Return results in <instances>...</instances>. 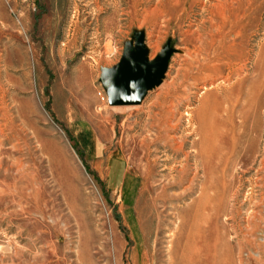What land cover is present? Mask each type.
Here are the masks:
<instances>
[{
  "label": "rangeland",
  "instance_id": "rangeland-1",
  "mask_svg": "<svg viewBox=\"0 0 264 264\" xmlns=\"http://www.w3.org/2000/svg\"><path fill=\"white\" fill-rule=\"evenodd\" d=\"M134 32L150 60L175 51L141 104L112 107L100 70ZM226 62L239 76L212 85ZM262 72L264 0H0V264H194L198 234L203 264H264ZM201 126L227 151L211 170Z\"/></svg>",
  "mask_w": 264,
  "mask_h": 264
},
{
  "label": "water",
  "instance_id": "water-1",
  "mask_svg": "<svg viewBox=\"0 0 264 264\" xmlns=\"http://www.w3.org/2000/svg\"><path fill=\"white\" fill-rule=\"evenodd\" d=\"M175 50L170 41L150 60L144 43V34L134 32L124 43L117 64L101 68L99 82L109 106H135L141 104L149 91L160 86Z\"/></svg>",
  "mask_w": 264,
  "mask_h": 264
},
{
  "label": "bare ground",
  "instance_id": "bare-ground-1",
  "mask_svg": "<svg viewBox=\"0 0 264 264\" xmlns=\"http://www.w3.org/2000/svg\"><path fill=\"white\" fill-rule=\"evenodd\" d=\"M221 26L217 27V32L216 33H208L207 37L206 38H203L204 36L203 35H200L198 34V38L199 39H204L207 43L206 45V48L201 51V52H206V50L208 48H212V50L216 51V46L217 44L219 43L217 41V38H219V35L220 32H221ZM206 36V35H205ZM190 56V55H189ZM192 59V57H191ZM195 61V60H194ZM234 66L231 65V63H225L224 64V68L227 69L229 71V75H227L226 77L224 76V70L222 69V67L220 65H213L211 67L208 68V70L213 73L215 75V79L214 80H211V84L213 85L214 82H216L217 80H224V82H230V80L233 78V77H236V76H239L240 72L242 70H239L237 71L236 69L234 70L233 69ZM243 69V68H242ZM263 73V72H262ZM264 74V73H263ZM260 78H263L264 75H259ZM207 83V82H206ZM258 81H256L254 83L253 86L256 87ZM256 89V88H255ZM173 93L170 92V90L168 89V91L165 92L164 94V97H165V100H167L168 98H173L172 96ZM163 95V94H162ZM165 102V101H164ZM170 101L168 100L167 102H165V104H163V106L161 107L160 109V112L154 117L156 120L158 121H161L163 122L164 126L166 125H171V123L174 121V117H175V113H176V110H177V106L174 104V101L170 102V106L166 109V104L169 103ZM251 103V106H254V104L252 105L253 103V100L250 98V102ZM158 106V105H157ZM250 106V107H251ZM8 110L5 106H3V100L1 102L0 100V136H7L5 133V135L3 134V128H1L2 126L3 127H6L5 125H8V123H10V119H8L10 116L8 115ZM12 115V113H11ZM9 116V117H8ZM13 119V118H12ZM11 119V121L13 122V120ZM157 121V122H158ZM161 122V123H162ZM155 125V124H154ZM158 125V124H157ZM10 127V125H8ZM168 127V126H167ZM171 126H169L170 128ZM174 127V126H173ZM13 128V127H12ZM172 128V127H171ZM205 126H201L200 129H199V135H200V145L197 146L195 145L193 148L195 149V161L197 162L196 164L199 165V164H203V169L205 170H211V168L209 167H206L207 165L210 164V162L212 161V159L215 157V158H218V160H220L222 163L226 162V149L222 146H220V144H217V146L212 142V139L207 137V134L205 133ZM7 130V128H6ZM12 130V129H11ZM5 132V131H4ZM8 133V132H7ZM10 134V133H9ZM15 135V134H14ZM13 137V136H12ZM7 138V137H6ZM9 138V137H8ZM170 138V137H168ZM168 140V139H167ZM3 142V140H0V144ZM174 142V141H173ZM18 144V143H17ZM4 145V144H3ZM176 145V144H175ZM222 145V144H221ZM172 146V145H171ZM176 147H178L176 145ZM171 148V147H170ZM183 147L180 148V150L182 149ZM174 150V149H173ZM183 150V149H182ZM188 156V155H187ZM189 159V158H188ZM186 161V160H185ZM188 161V160H187ZM186 161V163H187ZM196 165V166H197ZM184 167V166H183ZM182 167V168H183ZM187 167V166H186ZM206 167V168H205ZM185 169V168H184ZM187 169V168H186ZM182 170V169H181ZM180 170V171H181ZM184 172V171H183ZM182 172V173H183ZM179 173V172H178ZM196 174V173H195ZM180 177V176H179ZM208 192V191H207ZM204 196V195H203ZM203 200V199H202ZM201 200V202H202ZM199 204V203H198ZM197 205V204H196ZM204 205V203H203ZM202 206V205H201ZM205 206V205H204ZM207 206V205H206ZM205 206V207H206ZM197 207V206H196ZM199 207V206H198ZM153 213V212H152ZM197 216V215H196ZM198 218V217H197ZM155 222V221H154ZM208 221H206L207 223ZM205 223V224H206ZM195 225V224H194ZM177 233V232H176ZM196 233V232H195ZM183 234V233H182ZM184 236V235H183ZM189 241L192 240V242L194 243V264H203V240H205L203 238L202 235L198 234L196 235L195 238L193 237H189L188 238ZM183 241V240H182ZM176 244V243H175ZM170 247V246H169ZM169 254V253H168ZM167 254V257L169 258L170 256V260H169V264H176V261H175V249H172L170 250V255L168 256ZM181 260V259H180ZM183 262H186L188 263V260L183 258L182 259ZM168 262V261H167Z\"/></svg>",
  "mask_w": 264,
  "mask_h": 264
}]
</instances>
